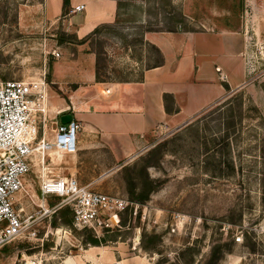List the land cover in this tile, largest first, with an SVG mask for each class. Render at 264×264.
Instances as JSON below:
<instances>
[{
  "label": "rangeland",
  "instance_id": "rangeland-1",
  "mask_svg": "<svg viewBox=\"0 0 264 264\" xmlns=\"http://www.w3.org/2000/svg\"><path fill=\"white\" fill-rule=\"evenodd\" d=\"M40 1L0 0V80L40 81L47 90L46 127L32 121L28 140L36 129L54 126L48 103L62 92L52 84V52L77 42L60 24L43 20ZM118 1L117 21L87 38L104 82L139 81L160 62L145 31L223 26L245 37V81L183 123L155 130L127 157L98 133L81 154L52 149L44 164L37 155L14 198L23 221L38 210L44 176L73 177L129 201V179L137 190L152 182L153 190L145 202H132L111 230L68 227L59 213L30 221L0 249V264H264V0ZM91 237L105 242L91 245Z\"/></svg>",
  "mask_w": 264,
  "mask_h": 264
},
{
  "label": "crops",
  "instance_id": "crops-1",
  "mask_svg": "<svg viewBox=\"0 0 264 264\" xmlns=\"http://www.w3.org/2000/svg\"><path fill=\"white\" fill-rule=\"evenodd\" d=\"M60 2L41 0L42 18L60 24L77 42L65 41L57 47L60 56L54 63L52 84L62 96L51 95L48 105L50 112L55 111L53 122L71 114L80 123L76 155L87 151L93 133H98L119 157H127L155 130L183 123L245 81V37L241 30L223 26L145 31L144 41L159 50L162 63L146 68L139 81L99 82L97 57L87 38L117 21L119 1L70 0L67 11ZM80 5L82 11L72 12ZM54 128L37 130V138L52 140Z\"/></svg>",
  "mask_w": 264,
  "mask_h": 264
},
{
  "label": "built area",
  "instance_id": "built-area-1",
  "mask_svg": "<svg viewBox=\"0 0 264 264\" xmlns=\"http://www.w3.org/2000/svg\"><path fill=\"white\" fill-rule=\"evenodd\" d=\"M83 9L80 5L72 12ZM52 55L56 59L60 56L56 50ZM220 77L225 81L222 74ZM46 101L44 82L0 80V249L18 238L31 225L30 221L34 223L35 219L64 209L70 211L74 228L99 232L113 229L116 219L133 206L126 198L95 191L73 177H41L38 210L23 221L20 210L13 207L14 198L24 187L33 159L40 155L43 164L52 149L61 155L75 154L78 150L81 126L73 118L65 124L54 122L52 140L37 138V129L34 138H25L27 125L35 119L39 118L46 127ZM51 198L56 202L49 205Z\"/></svg>",
  "mask_w": 264,
  "mask_h": 264
},
{
  "label": "trees",
  "instance_id": "trees-1",
  "mask_svg": "<svg viewBox=\"0 0 264 264\" xmlns=\"http://www.w3.org/2000/svg\"><path fill=\"white\" fill-rule=\"evenodd\" d=\"M66 4H68V0H63L64 7L66 6ZM167 30H173V29H167ZM149 31H153V30H149ZM157 52L160 54L161 60L156 65H160L162 63L163 58H162V55L159 52V50H157ZM153 66H155V65H153ZM96 80L99 81V82H104L103 80H101L97 70H96ZM226 89H228V88L226 87ZM167 100H168V97H167ZM167 111H171V110L170 109L168 110V108H167ZM152 184H153L152 182H149V181L145 180V183L143 184V186L139 190H137L135 184H133L131 179H129V182H128L129 187H128V191L127 192H128L130 201L131 202H135V203H143V202H145L149 198L150 192L153 190V188H149L150 186H152ZM59 216H60L62 224L66 225L68 227H71L72 218L70 216V211L69 210H67V209L61 210L59 212ZM87 242L89 244H91V245L99 246L103 242H105V239H99V238H96V237H91V238H89L87 240Z\"/></svg>",
  "mask_w": 264,
  "mask_h": 264
},
{
  "label": "water",
  "instance_id": "water-1",
  "mask_svg": "<svg viewBox=\"0 0 264 264\" xmlns=\"http://www.w3.org/2000/svg\"><path fill=\"white\" fill-rule=\"evenodd\" d=\"M72 119L71 114H64L60 117V122L65 124L68 123Z\"/></svg>",
  "mask_w": 264,
  "mask_h": 264
},
{
  "label": "bare ground",
  "instance_id": "bare-ground-1",
  "mask_svg": "<svg viewBox=\"0 0 264 264\" xmlns=\"http://www.w3.org/2000/svg\"><path fill=\"white\" fill-rule=\"evenodd\" d=\"M27 127H28V125H27ZM27 127H26V130H27ZM27 133L25 134V138L27 139ZM44 160V159H43ZM43 164H44V162H43ZM42 169H43V173H44V175H45V168L44 167H42ZM44 177H48V176H44ZM95 248V247H94ZM104 254V253H103ZM121 264H123V262H120Z\"/></svg>",
  "mask_w": 264,
  "mask_h": 264
}]
</instances>
